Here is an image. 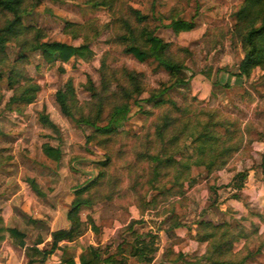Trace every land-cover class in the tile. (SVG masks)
I'll return each instance as SVG.
<instances>
[{
	"label": "rangeland",
	"instance_id": "374dc122",
	"mask_svg": "<svg viewBox=\"0 0 264 264\" xmlns=\"http://www.w3.org/2000/svg\"><path fill=\"white\" fill-rule=\"evenodd\" d=\"M244 2L23 0V29L0 54V218L5 225L25 233L31 245L52 237L51 225L64 219L66 208L71 210L74 190L102 174L94 196L112 200L98 199L93 207L82 209L85 231L71 248L85 251L90 243H100L101 251L110 246L114 253L124 239L131 240L127 227L138 221L133 227L138 234L156 238L157 264L169 250L192 254L188 259L207 252V244L196 239V228L207 211L220 205L218 192L233 187L240 173L252 176L251 185L262 170L264 80L260 70L250 78L239 76L245 52L236 26ZM135 12L146 17L143 23ZM178 19L195 28L180 34L165 28ZM10 20L11 14L0 11V28ZM128 25L140 37L142 28L154 32L167 45L168 58L187 70L172 76L156 62H140L126 53ZM26 40L86 44L93 56L49 64L41 53L24 47ZM129 74L139 81L141 93L128 99V120L112 141L62 114L57 93L71 81L76 116L94 119L102 107L100 124H107L109 112L127 100L122 88L134 92ZM179 77L186 81L183 85L177 83ZM29 88L35 92L26 103L20 97ZM153 93H163L161 103L149 101ZM42 114L58 131L41 123ZM167 122L161 137L159 128ZM205 129L219 137L215 149L222 150L226 141L225 148H234L226 164L215 170L197 165L199 160L208 164L211 156V144L202 137ZM45 145L61 149L60 161L45 155ZM158 155L171 156L170 165L157 166L151 157ZM153 186L165 188L167 194L148 210L147 202L157 195ZM229 194L233 199L237 195ZM250 209L251 215L259 213ZM68 220L70 229L69 214ZM91 220L99 233L91 230ZM175 223L181 227L171 229ZM240 226L246 236L234 246V261L264 264V231L250 235ZM185 229L190 231L187 236L182 234ZM50 246L51 240L43 248Z\"/></svg>",
	"mask_w": 264,
	"mask_h": 264
},
{
	"label": "trees",
	"instance_id": "16d2710c",
	"mask_svg": "<svg viewBox=\"0 0 264 264\" xmlns=\"http://www.w3.org/2000/svg\"><path fill=\"white\" fill-rule=\"evenodd\" d=\"M23 0H0V11L7 12L12 15V20L4 28H0V54L5 52L6 45L11 39L16 38L23 29L22 18H23ZM138 21L144 22L146 17L141 16L140 13L135 12ZM237 32L241 38L243 49L245 52V58L239 67V76L250 78L256 70L262 72L261 79L264 80V0H245L243 7L237 14ZM129 33L125 41L128 42L125 52L132 54L138 61L147 62L153 61L158 64L159 67L165 69L172 76H176L178 73L186 71L183 65L171 60L167 56V45L163 40L157 37L154 32L142 28V37L135 35L134 28L127 26ZM166 29H171L174 33L180 34L182 32L192 31L195 28L194 23L186 22L182 19L174 20L165 27ZM26 40L23 42L24 47H28L34 53H41L43 59L49 63H69L73 58H80L82 60L88 61L92 56L93 52L89 45L72 46L65 43H48V42H36L33 44H28ZM31 45V46H30ZM30 46V47H29ZM132 81V87L134 92L128 89L122 88V93L127 98L126 102L121 105L115 106L108 115L106 119L107 124H100L102 121V107L98 110L95 118L77 117L75 114V92L71 81H69L65 87V90H61L57 93V102L60 106L61 112L64 116L71 119L77 125L84 124L94 129L96 137H103L106 141H112L115 136H117L120 130L124 127V124L128 120L130 113V106L128 104V99L134 94L141 93V88L139 81L132 74H129ZM212 76V70L207 71L206 77L210 79ZM1 79V76H0ZM186 81L182 78H177V83L183 85ZM34 88H29L28 93H22L20 99L26 103H31L33 99ZM31 90V91H30ZM32 95V96H31ZM163 93H153L150 100L155 102L156 105L161 103L160 100ZM41 123L58 131V127L49 119L45 114L41 115ZM170 123V122H169ZM169 123H165L159 128V136L162 137L164 131L169 126ZM214 124L211 128H213ZM209 127V126H208ZM212 132L205 129L204 134H202L206 139V144H211L214 146L210 147L211 156L208 164L206 161L197 162L199 166H206L209 170L218 169V165L221 167L226 164V157L230 151L234 148H225V143L222 142L220 149H215L218 143L219 137L213 136ZM220 141V140H219ZM216 144V145H215ZM168 148V146H166ZM205 148V147H204ZM200 148V153H203V149ZM214 149V150H213ZM165 152V149H164ZM45 155L53 160L60 161L62 157V151L60 148H54L51 145L44 146ZM153 161L157 163V166H168L172 161L171 156L158 155L151 157ZM110 159L107 160L103 166L105 168L110 166ZM263 181H264V153L262 155L261 164ZM160 171V170H158ZM157 179L160 176L156 174ZM248 174L240 173L233 179L232 186L235 189L241 190L245 186ZM99 178H104L102 174L98 176L95 180L87 181L83 186L78 187L74 190L75 200L71 205V210L69 213V219L72 222V227L70 229L62 230L60 232L52 234L53 242L50 250H41L40 245L43 244V238H38L32 246H28L26 243V234L21 232L16 228H8L4 220L0 218V247L7 240L13 241V244L20 247L25 251L26 257L28 258V264H45L49 257L54 255L59 248V243L62 241L74 242L81 238L84 234V222L80 218V214L83 208L93 207L95 202L99 199L112 200V197H102L100 195L94 196L93 190L100 186ZM179 179V178H178ZM240 180V181H238ZM31 187L39 194L40 188L34 182H31ZM153 190L157 191V195L147 202V209L155 208V203L158 198H163V195L167 194V190L162 187H152ZM92 196H86L90 194ZM165 198V197H164ZM235 198H239L235 196ZM138 221H132L127 227V232H129V237L131 240L124 239L123 242L117 247L116 252L110 255L106 260L103 259V253H110L109 248L101 251L99 248L88 247L83 251L80 256L81 264H124V262H117L116 257L124 254L128 251L131 257H135L139 260L141 264H151L155 258L158 248L156 247L155 237L147 238V236H142L134 230V225ZM91 230L95 233L100 232V228L91 220ZM181 227V224L175 223L171 226V229H177ZM233 228L230 224H219L216 225L213 222L202 221L199 222L196 228V239L200 244H207V252L204 256L196 259L187 258L182 253H176L174 250H169L166 254V260L171 264H244L243 262L234 261L236 256L234 252V246L237 242L243 239L245 235L244 228ZM181 260V262H180ZM64 264H76L75 260L69 259Z\"/></svg>",
	"mask_w": 264,
	"mask_h": 264
},
{
	"label": "crops",
	"instance_id": "0c3cea01",
	"mask_svg": "<svg viewBox=\"0 0 264 264\" xmlns=\"http://www.w3.org/2000/svg\"><path fill=\"white\" fill-rule=\"evenodd\" d=\"M252 176L248 175L247 180L245 182V186L243 189L238 190L234 187H230L228 189H223L218 192V205L215 209L212 208L206 212V215L203 217V221L213 222L216 225L219 224H230L233 228L242 227L241 224L248 229V233L250 235H262L264 231V181L263 174L261 170L260 179H255L254 182L250 185V180ZM229 193L237 194L239 198H229ZM250 208H257L259 213L251 215ZM258 219L257 221L254 219ZM254 231V233H253ZM187 236L190 234V231L185 229L182 233ZM80 239V238H79ZM51 240V246L53 242V238H43V244L39 246L41 250H50L49 248H43V246L47 245L48 241ZM26 243L28 246H32L27 240ZM76 241H62L59 243V248L54 255L48 258L45 264H64L69 259H74L76 264H81L80 256L83 253L81 248L73 249L71 248ZM92 247L101 248L100 243L97 245L96 243H90ZM120 244L117 245V247ZM109 248L110 246H106ZM157 247V244H156ZM206 247V244H205ZM105 248V250L107 249ZM158 248V247H157ZM103 250V249H102ZM206 250V249H205ZM110 252V248H109ZM115 253V252H114ZM113 252L103 253V259H107L110 255L114 254ZM158 253V252H157ZM155 255V258L151 264H157L158 255ZM206 254L204 251L202 254H194L193 256L202 257ZM188 256H192V254H188ZM157 257V258H156ZM196 259V258H195ZM264 260V255H263ZM117 262H124V264H141L139 260L135 257H131L129 253V249L124 254L116 257ZM28 258L26 257L25 251L20 247H17L13 244L12 240L5 241L3 246L0 247V264H28ZM111 264V263H104ZM158 264H171L166 260V253L163 256V260Z\"/></svg>",
	"mask_w": 264,
	"mask_h": 264
},
{
	"label": "water",
	"instance_id": "95a60500",
	"mask_svg": "<svg viewBox=\"0 0 264 264\" xmlns=\"http://www.w3.org/2000/svg\"><path fill=\"white\" fill-rule=\"evenodd\" d=\"M64 212H65L64 219L51 225L53 233L65 230L68 227H70L71 224H70V222L68 220V214L70 212V208H66V210Z\"/></svg>",
	"mask_w": 264,
	"mask_h": 264
}]
</instances>
